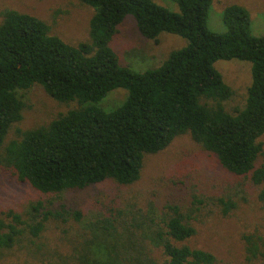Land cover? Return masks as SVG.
Wrapping results in <instances>:
<instances>
[{
  "label": "trees",
  "instance_id": "16d2710c",
  "mask_svg": "<svg viewBox=\"0 0 264 264\" xmlns=\"http://www.w3.org/2000/svg\"><path fill=\"white\" fill-rule=\"evenodd\" d=\"M172 1L179 12L155 0H80L94 14L89 40L75 44L53 34L50 24L35 15L1 12L0 171L48 198L21 213L0 209V258L26 236L39 239L51 220H82V212L57 206L52 197L108 180L131 185L141 178L148 155L185 134L225 170L263 186L259 198L264 203V165L257 166L264 158L259 141L264 135V33L254 34L251 13L243 5L224 8L226 30L218 33L208 25L213 0ZM128 15L144 38L158 43L161 33H170L187 45L144 72L123 66L111 42ZM219 60L252 65L246 103L234 112L226 108L234 90L215 67ZM36 86L70 106L50 122L20 128L27 107L24 91ZM118 88L128 91L120 106L111 111L97 106ZM12 129L15 136L8 140ZM214 203L223 215L237 207L229 197L215 202L195 196L188 205L167 206L160 218L150 219L154 229L145 232L135 210L96 218L103 230L102 243L95 244L100 250L80 261L116 264L110 250L128 261L130 248L138 258L148 239L163 251L161 264H217L213 253L189 244L198 233L200 213ZM83 233L89 238L85 247L92 245L96 236ZM245 240L249 258L264 262V235H246Z\"/></svg>",
  "mask_w": 264,
  "mask_h": 264
},
{
  "label": "rangeland",
  "instance_id": "374dc122",
  "mask_svg": "<svg viewBox=\"0 0 264 264\" xmlns=\"http://www.w3.org/2000/svg\"><path fill=\"white\" fill-rule=\"evenodd\" d=\"M155 1L179 12L178 4L172 0ZM231 4L248 8L254 34L264 33V0H213L208 19L212 31L222 33L226 30L223 10ZM5 9L43 19L50 24L53 34L69 43L90 38L89 22L94 9L83 5L80 0H0V22L1 12ZM186 45L185 38L170 33H161L158 43L144 38L132 15L125 18L111 42L120 63L136 72L160 66L172 51ZM251 66V63L240 60L215 63L234 90V95L226 103L230 112L237 107L243 108L246 103L247 89L252 82ZM127 94L126 89H115L97 106L111 111L124 102ZM24 100L27 107L23 120L18 124L23 129L50 122L70 106L52 99L41 86L24 91ZM14 136L15 130L12 129L8 140ZM259 141L264 145V135ZM262 165L264 158L257 163L258 167ZM262 188L261 185H253L249 178L228 172L214 154L203 149L189 134L181 135L164 151L148 155L141 178L131 185L121 186L108 180L52 197L57 206L63 204L67 209L82 212V220L79 223L74 219L63 223L60 220L49 221L39 239L26 236L12 249L4 251L0 264H83L80 259L87 254L90 258L92 253L100 250L95 244L102 243L103 230L94 223L96 218L135 210L140 213L137 219L144 220L142 231L145 232L154 229L150 219L160 218L163 210H168L167 206L188 205L195 196L215 202L218 198L229 197L237 207L228 215L221 214L215 203L202 210L195 222L198 233L189 241L191 246L213 253L218 259L217 264H264L261 259L249 258L245 240L246 235H264V203L259 198ZM39 198L48 197L43 198L29 184L20 183L0 171V209L21 213L30 209ZM83 232L96 236L92 245L85 247L89 238ZM146 242L145 253L138 258L132 248L127 249L128 261L117 250H110L109 255L116 264H161L165 260L161 248L148 239ZM104 253L106 255L107 251Z\"/></svg>",
  "mask_w": 264,
  "mask_h": 264
}]
</instances>
